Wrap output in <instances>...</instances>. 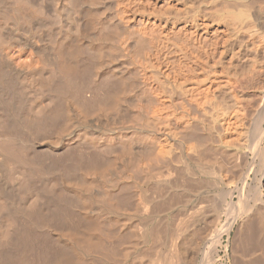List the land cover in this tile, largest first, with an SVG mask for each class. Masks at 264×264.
I'll return each instance as SVG.
<instances>
[{
    "label": "bare ground",
    "instance_id": "1",
    "mask_svg": "<svg viewBox=\"0 0 264 264\" xmlns=\"http://www.w3.org/2000/svg\"><path fill=\"white\" fill-rule=\"evenodd\" d=\"M112 4L0 0V260L39 235L42 264H234L252 234L224 235L264 223V0Z\"/></svg>",
    "mask_w": 264,
    "mask_h": 264
},
{
    "label": "rangeland",
    "instance_id": "2",
    "mask_svg": "<svg viewBox=\"0 0 264 264\" xmlns=\"http://www.w3.org/2000/svg\"><path fill=\"white\" fill-rule=\"evenodd\" d=\"M112 1H113V4H112V5L115 7L114 4H116V1H118V0H116L115 3H114V0H112ZM123 58H124V59H123ZM120 59H121V58H120ZM122 59H123L124 61L126 60L125 62H127V63H126L127 65H131V63L133 64V61H132L129 57H128V58H127V57H122ZM124 61H123V62H124ZM128 61L130 62V64H129ZM132 66H133V65H131V66H129V67H132ZM263 85H264V82H263ZM263 93H264V90H263ZM127 103H128V102H127ZM128 104H129V103H128ZM122 112H123V114H124V111H122ZM262 115H263V117H264V114H263V113H261V115L259 114V116H257V118L260 119V120H257L258 122L256 121V122H257L256 125L259 124V126H264V120H262V119H264V118H263V117L260 118V116H262ZM117 116H118V115H117ZM117 116H116V117H117ZM117 119H118V118H117ZM122 119H123V118H122ZM122 119H121V120H122ZM124 120L126 121V116L124 117V119H123L122 121H124ZM262 121H263V122H262ZM126 122H128V121H126ZM126 122H124V123L126 124ZM261 123H262V125H260ZM83 146H85V148L88 147L87 144H85V143H84ZM83 146H82V148H84ZM103 146H105L106 148H102V145H101V149H100V150H97V147H98V146H96V148L93 146L94 148H92V146L89 145V147L86 148V149L90 150L89 153H88V151H87L85 148L82 149V155H83L82 157H86V158H87L88 156H90V158H91V157H92L91 155H93V158L95 159V160H93V158L90 159V158L88 157L89 159H88V158H87V159H88L89 161H91V162H88V160H87L86 158H84V159H83V163L86 162V164H85V167H86V168L83 167L84 169L89 170V168H87V166H86V165H88L87 162L90 163V166H89V167H90V169H91V168H93V167H91V165H92V160H93V162H94V161H95V162L97 161V163L99 164L98 161L101 160V158H102L103 155H105V156L107 155V156H108V158H107V156H106V159H107V160L109 159V157H112V156H113L112 154H110L111 156H110L109 154H107L106 151L108 150V152H109L110 149H109L106 145H103ZM90 147H91L93 150H95V152H93V151L91 152L92 149H89ZM99 148H100V147H99ZM99 148H98V149H99ZM105 149H106V151H105L106 154H103L104 151H102V150H105ZM83 150H85L86 153H85V151H83ZM112 150H113V149H111V153L113 152ZM115 150H116V151H115ZM117 150H119V151H117ZM83 152H84V153H83ZM90 152H91V155H90ZM97 152H98V153L103 152V153H101V155H100V154H98ZM118 152H119V153L121 152V151H120V148H118V149H114V152H113V153H117V154H119ZM94 153H97V155L95 156ZM109 153H110V152H109ZM88 154H89V155H88ZM117 154H114V156H115V155L117 156ZM99 155H100L101 157H100ZM97 156H98V157H97ZM114 156H113L112 158L115 159L116 156H115V157H114ZM95 157L97 158V160H96ZM99 157H100V159H99ZM103 157H104V156H103ZM102 159H103V158H102ZM106 159H103L104 161H103L102 163H104V162L107 163V162L109 161V160L107 161ZM260 159H261V158H260ZM260 159H259V161H260ZM85 160H86V161H85ZM261 160L263 161V158H262ZM106 161H107V162H106ZM110 161H112L111 158H110ZM110 161H109V162H110ZM95 162L93 163L92 166H94V165L96 164V167H97V163H95ZM100 162H101V161H100ZM109 162H108V163H109ZM112 162H113V161H112ZM105 163H104V164H105ZM110 163H111V162H110ZM83 166H84V165H83ZM95 169H97V168H95ZM97 170H98V169H97ZM234 199L236 200V196H234ZM179 207H181V206H179ZM176 208H177V207H176ZM176 208L174 207V208L172 209V212H173V213L170 212V217H173V216H174V218H175L176 214H178V217L180 216L181 219H183L184 222H187L188 220H186V219H187V218L190 219V215H191V212H192L191 210H192V209H191V208H188V209H190V210L185 211V210H187V208H186V209H184V208L182 209V208H181L182 210L185 211V213L191 211V212H189L190 215H187V214H189V213L185 214V213H183L182 210H180V208H177V209H179V210H177ZM68 210H69V211H68ZM68 210H67V213H69V212L71 211L69 214H70V215L73 214V213H72V209L69 208ZM173 210H174V211H173ZM176 210H177V211H176ZM235 210H236V207L231 206L230 209H229V207L226 209V212L229 214V213H231L232 211H235ZM178 211H179V212H178ZM180 211H181V212H180ZM230 211H231V212H230ZM171 213H172L173 215H171ZM175 213H176V214H175ZM181 213H182V215H181ZM69 214H67V216H68V217H67V218H68V219H67V220H68L67 223L69 222V224H70V223L72 222L71 219H70V217L73 218L74 216L71 215V216L69 217ZM179 214H180V215H179ZM183 214L187 215V218H186V219H185L186 216H184ZM183 216H184V217H183ZM80 217L82 218V216H80ZM180 217H179V218H180ZM81 218H80V221L83 222ZM176 218H177V217H176ZM69 219H70V221H69ZM177 219H178V218H177ZM177 219H175V220H177ZM184 219H185V220H184ZM72 220H74V219H72ZM223 220H225V216H223ZM256 221H257V220H255V222H254V221H253V222H250L251 225H252V223H253V225H252V226H254V227L252 228L253 230H254L255 228H258L256 231H252V229L250 228L251 225H248L247 227H248L249 229H251V230L249 231L248 228L245 229V230H244L245 232L243 231V232L240 233L242 236H240V234L237 235V233H235L236 229H234L235 231H233V232L235 233L236 236H235V235H234V236L232 235V234H233L232 231H231V233H230L228 236L224 235L223 242L228 244V252H229V253L231 252V251H229L230 247H232V246H233L234 244H236V243L238 244V241H240V240H242V242L240 241L241 245L244 246V243H245V242H244L245 235H243V234H244V233L246 234V232H247V234H250V233H251L253 238H254V237H255V238L258 237L259 235H261L260 237H262V238L264 237V235H263L264 232L260 230V229H262V226L264 225V223H263V225L260 226V224L258 225V223H257L258 221H257V222H256ZM81 222H79L78 224L81 225V224H82ZM255 223H256L258 226H260L261 228H260V227H256V224H255ZM72 224H73V222H72ZM74 224H75V223H74ZM74 224H73V225H74ZM254 224H255V225H254ZM73 225H72V226H73ZM75 225H76V224H75ZM75 225H74L72 228L75 229V230H77L76 227H78V226L75 227ZM80 225H79V227H80ZM68 226H69V225H68ZM110 230H111V229H110ZM110 230H109V231H110ZM246 230H247V231H246ZM258 230H260V231H258ZM262 230H264V229H262ZM77 231H79V229H78ZM113 231L116 232V229H115V230L112 229L111 232H113ZM248 231H249V232H248ZM111 232H109V234H110L111 236H114V238L117 237L116 234L118 235V233H114V232H113V234H114V235H113V234H111ZM237 232H238V231H237ZM253 232H256L255 235H257V234H258V235H257V236L254 235V236H253ZM242 233H243V234H242ZM247 234H246V236H247ZM230 235H231L232 238L230 237ZM249 236H250V235H249ZM249 236H247V239H249V241H250V237H251V236H250V237H249ZM118 237H119V235H118ZM243 237H244V238H243ZM248 237H249V238H248ZM252 237H251V239H252ZM35 238H36V243H35V241H34V242L31 244L32 246L30 245L31 247H35V246H36L35 248H33L34 250H32V249L30 248V246H29L30 249L28 248L29 251H30V250L32 251V252H31V251H30V252H31L34 256L32 255V257H31V256L29 255V254H31L30 252H26V253H28V254H25V255H24L23 253H19V254L21 255V259H17L18 257L20 258V256H18V255H19L18 253L15 254V255H17V256H14V257H15V260H17V262H18V261H22V255H23V257L26 256L25 258H27L28 256L30 257V258L28 257L29 259H28V258H27V259L23 258V260H24V259H25V260H24L23 262H21L20 264H25L24 262H26V264H30V262H31V264H35V263H37V264H39V263L42 264L40 261L42 260V262H43V259H42L43 257H42V255H41L42 258H41V260L39 261L40 256L38 255V254H40V251H42V250H43V252H44V250L47 251V248H48V251L51 250L50 248H53V249H54L53 243H51V242H48V244H47V242L40 243V242L42 241L41 239L43 238V236H39V235H37V236L34 237L33 239H35ZM119 238H120V237H119ZM226 238H227V239H226ZM237 238H239V239L241 238V239L238 240ZM255 238L253 239V240H254V242H253L254 244H255V242H258L259 240H261V238L259 239V237H258L257 239H255ZM38 239H40L41 241H37ZM43 239H44V238H43ZM258 239H259V240H258ZM116 240H118V239H117V238L115 239L114 246H116V245L118 246V244L116 243ZM253 240H251V241H253ZM256 240H257V241H256ZM263 240H264V239H262L261 241H263ZM232 241H233V242H232ZM234 241H236V242L234 243ZM249 241L247 242V240H246L247 243L245 244V246H247V249H249V250H246V251H247L248 253H249V252L252 253V254H249V256H248V253L245 252V250H244V252L242 251V250L245 249L246 247L244 246V248L242 249L240 243L238 244V246L240 245L241 248H238V251H237V249H235V248H236L235 245L232 247V249H231L232 252H233V251H236V252H238V255H237L236 253H233L234 255H232V252H231V254H230V257L232 256L231 259L240 260V261H235V260H234V261H233L234 264H235V262H236L237 264H238V263H239V264H245V263L248 264L247 261H250V259H251V260L253 259L252 262L254 261V259H255L256 262H258V260H259V261H260V262H259L260 264L264 262V258H263V256H264V252L262 253V251H261V249L264 250V242H262V243H260V244L257 243L258 246H256V244H255V246H254V244H253L252 242H249ZM261 241H260V242H261ZM34 243H35V244H34ZM49 243H51V244H49ZM233 243H234V244H233ZM40 244H41V245L43 244V245L47 246L46 249H45V247H44L43 245L41 246ZM232 244H233V245H232ZM248 244H249L250 246H252V244H253V246L251 247L252 250L250 249V247L248 246ZM261 244H262V245H261ZM34 245H35V246H34ZM39 245H40L41 248H38ZM48 245L50 246V248H49ZM231 245H232V246H231ZM117 246H116V247H117ZM229 246H230V247H229ZM238 246H237V247H238ZM116 247H113V246H112V248H115V249H116ZM248 247H249V248H248ZM37 248H38L40 251H39ZM43 248H44V249H43ZM117 248H118V247H117ZM163 248H164V247H163ZM53 249H52V250H53ZM239 249H240V251H239ZM113 250H114V249H113ZM257 250H259V251L257 252ZM27 251H28V250H27ZM260 251H261V252H260ZM36 252H37V253L39 252V253H38V254H35ZM240 252H242V253H244V254L246 253V255H247L248 257H246V255H244V254H243L244 256H239V255H242ZM24 253H25V252H24ZM72 253H73V252H69V253H67V255L72 254ZM239 253H240V254H239ZM257 253H258V255H260V256H259L260 258L258 257ZM259 253H260V254H259ZM41 254H43V253L41 252ZM222 254H223V250L220 249V255H222ZM235 254H236L237 257H235ZM250 255H251V256H250ZM69 256H70V255H69ZM73 256L76 257L74 253H73V255H72V258L75 260L74 263L78 264V261H79L80 264H84V263H81V262H82V261H81V258H80V260H78L79 257H78V258L76 257V258H77V261H76V259H75ZM14 257H10V256H9V257H7V258H3V259L1 258V260H0V264H1L2 262H3L2 264H12V263H13V264H16L17 262L15 261V262H16V263H15V262H14V259H12V258H14ZM33 257H35V258L38 257L39 259H35L36 262L33 261V260H30V259L33 258ZM242 257H243V258L245 257V258H244L245 260H244V259L242 260V259H241ZM256 257H257L258 260L256 259ZM72 258H70V259H72ZM197 258H198V257L195 258V261L192 260V262L196 263V262H197ZM237 258H239V259H237ZM5 259H7V261H4ZM33 259H34V258H33ZM73 259L70 261L71 263H73ZM82 259L84 260L83 262H88V261H89L88 263H85V264H89V263L92 264V263H93V261H91V262H92V263H91L90 260H88V261L86 260V261H85L84 258H82ZM246 259H247V260H246ZM261 259H262V260H261ZM8 260L12 261V263H11V262L8 263ZM26 260H28V261H26ZM29 260H30V261H29ZM209 260L211 261V259L208 258V263L210 262ZM241 260L243 261V263H240ZM37 261H38L39 263H38ZM80 261H81V262H80ZM255 261H254V263H252V264H255ZM28 262H29V263H28ZM32 262H33V263H32ZM96 262H97V261H95L94 263H95V264H98V262H97V263H96ZM71 263H70V264H71ZM74 263H73V264H74ZM259 263H258V264H259ZM17 264H18V263H17ZM250 264H251V263H250ZM256 264H257V263H256Z\"/></svg>",
    "mask_w": 264,
    "mask_h": 264
}]
</instances>
